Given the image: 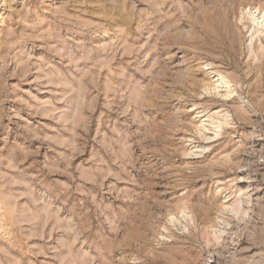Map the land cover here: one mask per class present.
<instances>
[{
    "label": "rangeland",
    "instance_id": "1",
    "mask_svg": "<svg viewBox=\"0 0 264 264\" xmlns=\"http://www.w3.org/2000/svg\"><path fill=\"white\" fill-rule=\"evenodd\" d=\"M259 16L0 0V264H264Z\"/></svg>",
    "mask_w": 264,
    "mask_h": 264
},
{
    "label": "bare ground",
    "instance_id": "2",
    "mask_svg": "<svg viewBox=\"0 0 264 264\" xmlns=\"http://www.w3.org/2000/svg\"><path fill=\"white\" fill-rule=\"evenodd\" d=\"M256 19L254 20V22H256L255 24H257L259 26V28H262L264 26V16H263V18H261V16H259Z\"/></svg>",
    "mask_w": 264,
    "mask_h": 264
}]
</instances>
